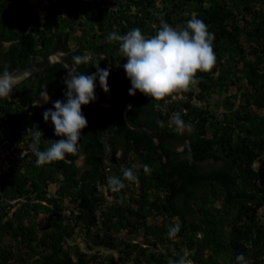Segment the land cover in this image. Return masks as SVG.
Returning a JSON list of instances; mask_svg holds the SVG:
<instances>
[{
    "label": "trees",
    "instance_id": "16d2710c",
    "mask_svg": "<svg viewBox=\"0 0 264 264\" xmlns=\"http://www.w3.org/2000/svg\"><path fill=\"white\" fill-rule=\"evenodd\" d=\"M193 16L214 34L215 65L188 92L161 101L136 92L128 124L151 133L125 125V90L111 110H82L76 154L37 166L25 130L38 124L40 150L60 139L43 112L65 99V66L48 65L0 98V141L26 151L0 167V264H237L240 254L264 264V0H0V70L62 48L88 55L78 71L91 75L103 56L109 93L97 78L94 106L131 86L110 33L139 28L150 38L161 20L176 28ZM45 86L50 102L33 107ZM175 113L190 131H175ZM128 168L137 180L112 192L108 177Z\"/></svg>",
    "mask_w": 264,
    "mask_h": 264
},
{
    "label": "clouds",
    "instance_id": "9594fccd",
    "mask_svg": "<svg viewBox=\"0 0 264 264\" xmlns=\"http://www.w3.org/2000/svg\"><path fill=\"white\" fill-rule=\"evenodd\" d=\"M112 6L109 5V8L116 10V7L113 9ZM107 39L118 42V53L127 60L123 64V69L131 83L128 91L130 96H134L139 91L151 100L161 101L174 93L188 92L192 86L199 83L196 77L197 72L211 71L216 62L213 51L214 34L210 33L207 25L195 16L189 19L185 26L176 28L161 20L159 30L150 38H146L139 28H134L125 34L110 33ZM100 59L105 57L97 58L92 65L96 68V72L91 75L78 71V66L81 64H89L88 55L72 56L71 67L68 64L65 65L67 73L63 78L66 86L63 93L65 99L56 100L53 104L54 110L48 108L43 112L45 123L51 120L54 135L60 139L50 140V146L40 150L39 144L44 134L38 124L26 128V134L32 139L30 149L36 157L37 166L61 161L66 155L76 154L79 151L81 130L87 127V119L81 109L82 105L86 106L96 101L97 78L102 90L106 94L109 93L108 77L111 66L109 65L106 69L100 68ZM16 83V76L6 66L0 70V98H6L12 94ZM49 102L50 96L45 86L39 94V99L33 102V107H40ZM128 107L131 108L130 105ZM171 123L175 126L177 133L183 134L190 131L191 126L183 121L179 113L173 114ZM158 124L161 127L164 126L162 121H158ZM115 156L121 159L122 152L117 151ZM150 171V167L144 165V172L149 174ZM125 180L129 182L137 180L131 168L123 170V178L108 177V187L112 192H119L125 187ZM179 231V224L169 226V238H175ZM236 261L237 264H245L244 255H238ZM174 264H191V262L186 259V256H182Z\"/></svg>",
    "mask_w": 264,
    "mask_h": 264
},
{
    "label": "water",
    "instance_id": "95a60500",
    "mask_svg": "<svg viewBox=\"0 0 264 264\" xmlns=\"http://www.w3.org/2000/svg\"><path fill=\"white\" fill-rule=\"evenodd\" d=\"M57 61L61 62L64 66L66 64H68L69 67H71V57L67 51L62 50V49L51 50L43 56L41 61L30 63L26 66H23L21 68H17L16 70L12 71V73L16 76V79H17L16 86L18 84H20L22 81H24L25 79H27L34 72L39 71V70L45 68L46 66L51 65ZM130 87L131 86L128 85L126 87L121 88L120 90L112 92L106 100L100 102L97 105H94V106L89 105V104L86 106L82 105L81 110H83L85 112H90L92 114H94L100 110H106V111L111 110L115 104L116 97L121 92H123L125 90H129ZM65 90H66V86H65ZM135 95L130 96V98L127 100V102L123 105V107L121 109V115H122L123 121H124L125 125L132 130H139V129L143 128L146 131H148L149 133H151V130L145 125L138 126V127H131L128 124L126 113H127V110L129 109L128 106L129 105L131 106L133 104V102L135 101ZM153 137H154L155 143L158 144V142H159L158 138L155 136H153ZM158 150L161 151V149H159V148H158Z\"/></svg>",
    "mask_w": 264,
    "mask_h": 264
},
{
    "label": "built area",
    "instance_id": "2783aa9c",
    "mask_svg": "<svg viewBox=\"0 0 264 264\" xmlns=\"http://www.w3.org/2000/svg\"><path fill=\"white\" fill-rule=\"evenodd\" d=\"M114 9V6H112ZM25 150H17L6 140L0 141V167L9 168L11 162L17 158H22L25 155Z\"/></svg>",
    "mask_w": 264,
    "mask_h": 264
},
{
    "label": "rangeland",
    "instance_id": "374dc122",
    "mask_svg": "<svg viewBox=\"0 0 264 264\" xmlns=\"http://www.w3.org/2000/svg\"><path fill=\"white\" fill-rule=\"evenodd\" d=\"M77 163L80 165V164H82V158H79L78 160H77Z\"/></svg>",
    "mask_w": 264,
    "mask_h": 264
},
{
    "label": "flooded vegetation",
    "instance_id": "af4514ba",
    "mask_svg": "<svg viewBox=\"0 0 264 264\" xmlns=\"http://www.w3.org/2000/svg\"><path fill=\"white\" fill-rule=\"evenodd\" d=\"M56 49H57V48H55L54 50H56ZM38 61H40L39 58H36L33 62H38ZM33 62H32V63H33ZM20 68H21V67H20ZM12 71H13V70H12ZM12 71H11V72H12Z\"/></svg>",
    "mask_w": 264,
    "mask_h": 264
}]
</instances>
